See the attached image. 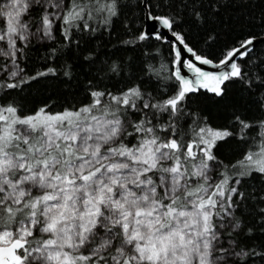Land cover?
Segmentation results:
<instances>
[{
	"label": "snow or ice",
	"instance_id": "snow-or-ice-1",
	"mask_svg": "<svg viewBox=\"0 0 264 264\" xmlns=\"http://www.w3.org/2000/svg\"><path fill=\"white\" fill-rule=\"evenodd\" d=\"M0 264H264V0H0Z\"/></svg>",
	"mask_w": 264,
	"mask_h": 264
}]
</instances>
